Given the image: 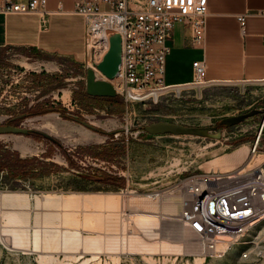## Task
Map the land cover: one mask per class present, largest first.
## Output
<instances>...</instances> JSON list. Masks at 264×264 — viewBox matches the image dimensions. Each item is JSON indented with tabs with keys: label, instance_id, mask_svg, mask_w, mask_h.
I'll return each instance as SVG.
<instances>
[{
	"label": "rangeland",
	"instance_id": "rangeland-1",
	"mask_svg": "<svg viewBox=\"0 0 264 264\" xmlns=\"http://www.w3.org/2000/svg\"><path fill=\"white\" fill-rule=\"evenodd\" d=\"M53 16L39 12L0 15L4 35L0 38V123L26 113L17 119L18 124L45 130L62 145L56 149L54 141L34 133L0 134V151H14L20 158L40 156L51 147L56 151L45 160L44 169L53 172L43 180L28 174L14 177L1 169L5 173L0 177V264H264V260L241 258L239 246L204 259L177 215L166 218L162 213L165 202L176 200L177 208L179 194L173 187L178 179L247 163L230 157L241 144L248 146L247 167L257 162L264 167V133L261 150L254 155L249 152L255 137L251 126L262 118V112L241 122L244 131L238 135L236 125L221 123L230 113L262 110L264 81L192 83L129 106L121 96L110 104L103 99L96 103L83 95L82 15ZM21 46H35L47 56L42 52L27 55ZM34 74H45L44 80L37 83ZM50 113L56 115L63 132L47 123L45 116ZM74 118L85 119L111 136ZM158 120L216 125L228 138L192 134L139 138L145 125ZM89 130L94 139L87 135ZM67 158L76 162L75 169L77 164L92 167V173L100 168L124 176L126 184L116 188L78 179ZM153 190L163 191L152 198L149 192ZM9 194L14 198H6ZM74 194L104 199L86 204L62 199ZM150 213L156 215L151 220Z\"/></svg>",
	"mask_w": 264,
	"mask_h": 264
},
{
	"label": "built area",
	"instance_id": "built-area-1",
	"mask_svg": "<svg viewBox=\"0 0 264 264\" xmlns=\"http://www.w3.org/2000/svg\"><path fill=\"white\" fill-rule=\"evenodd\" d=\"M47 0H0V14L39 12L46 15ZM59 10H64L59 2ZM84 19L83 66L92 67L102 76L97 64L109 46L107 33L118 31L122 37V57L114 85L117 96L129 104L157 99L165 90H180L188 84L207 83L205 60H194V80L187 84H166L168 40L174 25L189 23L195 43L206 34L208 0H75L72 10ZM264 13V8L261 10ZM246 13L238 16L242 31ZM115 76V77H116ZM105 77V76H104ZM256 81H264V78ZM262 118L250 143L253 155L261 150L264 133ZM238 133L244 131L236 124ZM222 131V130H221ZM156 136V135H154ZM222 137L225 132L222 131ZM5 173L0 171V177ZM174 190L179 194L178 221L197 243V253L206 258L225 254L239 246L243 259L264 260V167H235L226 171H201L178 179ZM163 190L149 192L159 197ZM162 193V192H161Z\"/></svg>",
	"mask_w": 264,
	"mask_h": 264
},
{
	"label": "crops",
	"instance_id": "crops-1",
	"mask_svg": "<svg viewBox=\"0 0 264 264\" xmlns=\"http://www.w3.org/2000/svg\"><path fill=\"white\" fill-rule=\"evenodd\" d=\"M59 2L62 3L64 10L58 9ZM74 4L75 0H47L46 9L49 13L46 15H54V19H58L59 15L74 12L72 11ZM263 8L264 0H208L206 34L204 41L200 44L195 43L193 28L189 23H176L168 40L171 49L166 59V84L192 82L194 80L193 61L197 59L205 60L206 78L210 81H256L264 78V13L261 12ZM242 13L247 14L244 31H242L238 19V16ZM70 22L69 20L66 21L67 24H72ZM82 29L84 32L83 17ZM2 35L3 32L0 30V38L4 37ZM20 49L27 55H30L28 53L30 50L47 53L38 50L35 46H21ZM34 76L33 79H36V82L39 83V79L40 81L44 80L45 74H34ZM83 95L96 103L101 99L107 100L103 96H88L86 91ZM107 102L108 104L111 103L110 100H107ZM89 131L87 135L90 139H94V132ZM54 143H56L54 144L56 149H60L62 146L59 139L58 142ZM48 149L42 151L40 156L35 154L36 159L31 164V170H39V172L35 175L28 174L32 176L31 179L43 180L53 172L49 170L42 172V169L47 165L45 160L51 159L56 154V151L52 154L48 153ZM64 151H68V149L65 150L64 148ZM67 159L71 165L68 167L75 172L76 178L94 183L98 182L91 177L92 172L90 169L93 171L92 167L89 169L77 164L75 169L72 165L76 162L71 158ZM54 165L59 167L60 170L64 168L60 164ZM97 169L98 173L99 170L102 171L100 168ZM4 170L9 171L8 168H4ZM10 172L12 173L11 170ZM13 176L17 177L18 175Z\"/></svg>",
	"mask_w": 264,
	"mask_h": 264
},
{
	"label": "water",
	"instance_id": "water-1",
	"mask_svg": "<svg viewBox=\"0 0 264 264\" xmlns=\"http://www.w3.org/2000/svg\"><path fill=\"white\" fill-rule=\"evenodd\" d=\"M109 39V46L104 58L97 64V68L105 76H102L92 67L86 70V92L92 96L103 97H115L117 96L116 89L110 79L114 78L119 69L122 57V37L118 31H109L107 33ZM261 112L260 108H252L248 111L238 114H232L225 116L221 119V123L226 126H233L243 121H248L256 114ZM26 113L13 116L12 119H16L25 116ZM81 124L88 128L97 130V126L89 121L76 118ZM147 132L150 135H165V134H192L198 136H208L211 138L220 139L222 137V131L216 125H189L174 121L158 120L151 122L144 126L139 133ZM6 133H18V134H30L38 133L44 137L51 139L54 142H58V138L50 134L45 130H40L33 127H28L20 124H13L9 122L0 123V134ZM138 137V134L135 135Z\"/></svg>",
	"mask_w": 264,
	"mask_h": 264
},
{
	"label": "trees",
	"instance_id": "trees-1",
	"mask_svg": "<svg viewBox=\"0 0 264 264\" xmlns=\"http://www.w3.org/2000/svg\"><path fill=\"white\" fill-rule=\"evenodd\" d=\"M28 53H30V55L34 54L35 56H39V54H41L39 51H35V50H30L28 51ZM43 55L47 56V53H44ZM79 94V93H78ZM89 96V94H88ZM104 99L110 100L111 102H113L115 100V97H103ZM262 112V110H261ZM66 117L69 118H73L72 116L67 115ZM76 119V118H74ZM226 126V125H225ZM228 127V126H227ZM231 127V126H229ZM97 131H100L102 133H105L109 136H111V132H106L100 129H97ZM34 135L36 136H42L40 134L34 133ZM150 134H148L147 132H144L141 134V136L139 138H143L145 136H148ZM150 136H154V135H150ZM54 152V148L51 147L50 150L48 151V153L52 154ZM66 152V151H65ZM0 170L4 169V168H8L9 171H12V174L17 176V175H26V174H31V175H35L37 174V172H39V170H31L32 166L31 164L34 162V160L36 159L35 157H31V158H20L16 152L14 151H10V150H3L0 151ZM66 155H68V153H65ZM48 170H42V172H47ZM41 172V170H40ZM92 179L103 183L104 185L108 186V187H122L126 184V178L122 175H118V174H112L106 171H99L98 172H94L91 175Z\"/></svg>",
	"mask_w": 264,
	"mask_h": 264
},
{
	"label": "bare ground",
	"instance_id": "bare-ground-1",
	"mask_svg": "<svg viewBox=\"0 0 264 264\" xmlns=\"http://www.w3.org/2000/svg\"><path fill=\"white\" fill-rule=\"evenodd\" d=\"M118 80H119V77L118 76H116V77H114V78H112V81L113 82H115V83H117L118 82ZM58 116V115H57ZM45 118L46 119H48V122L47 123H49V124H52L53 126H54V129H57L58 131H64V128L63 127H61L60 125H59V123H58V121H57V119H56V115L54 114V113H50V114H48V115H46L45 116ZM94 123H96V124H99V121H94ZM47 125V124H46ZM51 126V125H50ZM54 131V130H53ZM102 138V136H98V139H101ZM23 150L25 151V149L23 148ZM231 158H232V160L233 159H237V162H240L239 160H241V161H247V163H244L243 165H241L240 167H246V166H248L249 164H250V155H249V153H248V146H247V144H241V145H239L238 147H236L235 148V150H234V152L232 153V155L230 156ZM252 157V156H251ZM232 160H231V162H232ZM236 161H234V163H235ZM227 165V164H226ZM257 165H260V163L258 164V162H257ZM217 166V165H216ZM230 166V165H229ZM231 166H234V165H232L231 164ZM236 166V165H235ZM228 167V166H227ZM226 167V168H227ZM234 168V167H233ZM221 171V170H220ZM223 171V170H222ZM12 194H14V193H12ZM160 194H162V193H160ZM15 195V194H14ZM16 196V195H15ZM6 198H8V199H13L14 197H13V195H6ZM51 198V197H50ZM61 198V197H60ZM62 199H64L66 202L67 201H69V202H75V203H77V202H80V203H84V204H86V203H89L90 201H92L93 199H95V200H97V201H103V197L101 196H91V195H86V194H81V195H79V194H74V195H69V196H66V197H64V198H62ZM63 200V201H64ZM90 200V201H89ZM95 200H93V202H95ZM62 201V202H63ZM176 201V200H175ZM175 201H173L174 203H175ZM177 208L176 207H174L175 205H174V203L172 202V203H168V202H165V204H164V211H162V213H163V215L166 217V218H174V217H172V216H166V215H169V214H172V215H174V214H178V210H179V207H180V203H179V198H177ZM65 203V202H64ZM169 211H174V213H170ZM148 217H149V220H151V219H153L156 215L155 214H148L147 215ZM177 220H178V217H177ZM75 234H76V232H74ZM74 233H73V235H74ZM78 234V233H77ZM79 235V234H78ZM69 238V237H68Z\"/></svg>",
	"mask_w": 264,
	"mask_h": 264
},
{
	"label": "flooded vegetation",
	"instance_id": "flooded-vegetation-1",
	"mask_svg": "<svg viewBox=\"0 0 264 264\" xmlns=\"http://www.w3.org/2000/svg\"><path fill=\"white\" fill-rule=\"evenodd\" d=\"M17 119H18V118H16V119H12V118H10V119L7 120L6 122L13 123V124H18Z\"/></svg>",
	"mask_w": 264,
	"mask_h": 264
}]
</instances>
